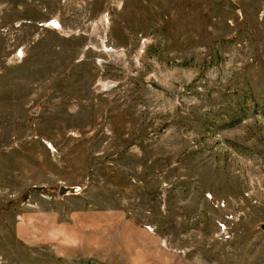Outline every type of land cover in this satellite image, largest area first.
<instances>
[{"label":"rangeland","instance_id":"rangeland-1","mask_svg":"<svg viewBox=\"0 0 264 264\" xmlns=\"http://www.w3.org/2000/svg\"><path fill=\"white\" fill-rule=\"evenodd\" d=\"M0 264H264V0H0Z\"/></svg>","mask_w":264,"mask_h":264}]
</instances>
